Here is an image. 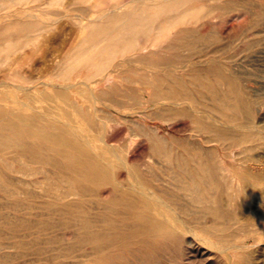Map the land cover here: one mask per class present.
<instances>
[{
  "label": "bare ground",
  "instance_id": "1",
  "mask_svg": "<svg viewBox=\"0 0 264 264\" xmlns=\"http://www.w3.org/2000/svg\"><path fill=\"white\" fill-rule=\"evenodd\" d=\"M263 1L0 0V11L12 5L17 7L21 2L32 3L29 11L25 9L23 14L12 11L0 13V21L5 20L0 22V74H4L0 77V190L10 196L29 193L26 188L32 184L38 188L41 197L51 199L48 202L50 206H62L64 213L69 215L65 222L68 234L62 237L59 252L47 257L48 264H121L118 261L125 259L128 252L139 259L138 264H149L150 259L152 263V258L161 257L157 256L159 250L154 245L161 242L167 243L166 249L188 242L185 243L188 245L186 252L202 256L209 254L213 257V250H218L219 254L225 252L231 264H234L235 257H240L242 264H250L251 259L256 261L257 258L264 261V230L258 227L257 222H250L254 210L262 212L261 221H264V150L257 157L258 165L242 163L236 170L226 167L224 159L214 150L198 155L177 150L175 146V149L169 148L173 143H166L158 126L148 122V119L166 120L164 114L173 116L171 111L185 116L188 107L180 109L165 103L161 106L160 103L171 100L175 105L193 101L195 91V96L199 93L204 96L206 104L203 107L211 113L212 123L201 124L202 121L193 118L196 116L189 117L191 109L186 116L200 122L195 128L207 133L204 140L223 147H243L252 144L245 136L246 131L244 134L239 132L241 130L234 133L236 130L232 132L229 128L241 123L245 126L246 122V125L255 126L253 104L244 98L243 101L240 97L238 99V93L236 95L230 90L234 85L227 87L231 83H226L227 89L221 87L222 76L215 82L201 75L200 78L196 75L187 79H170L162 78L158 73L142 74L136 78L126 74L133 67L163 69L166 66L167 70L178 59L171 56L174 59L171 60L163 52L183 50V58L185 51H196L201 44L195 46V43H202L209 35L208 30L199 31L196 26L192 29L187 25L208 26L213 19L227 13L238 22L245 11L261 8ZM58 6L66 10H58ZM46 15L57 17L46 22ZM64 17L67 24L62 22L58 26ZM179 34L182 37H178ZM216 35L219 36L218 33ZM197 62L193 64L196 67L200 65ZM25 63L28 64L26 70L23 68ZM32 71L36 74H31ZM84 72L86 77H83ZM6 76L13 82H9ZM104 83L106 86L101 87ZM125 83L138 87L135 96L125 95L133 99L131 108L135 110L119 112L120 117L115 120L110 115L112 112L109 114L104 109L105 103L101 104L103 108L94 110V113H101L94 119L92 111L77 101H70L72 92L83 97L81 99H112ZM148 101L160 106L152 109L147 105ZM9 103H12L10 107L13 105L11 108L6 107ZM107 115L113 119L112 123L115 121L113 125L116 123V129L113 128L109 134L104 133L109 128L108 125L106 127ZM76 119L85 122L86 127ZM243 119L246 121L244 124ZM258 124L255 131L248 129L261 140L264 139V124ZM121 126H126L124 131ZM88 131H94L96 135L91 137ZM139 138H145L149 145L148 160L143 164L140 163L143 154H129L128 150ZM254 138L257 145L264 148V141ZM6 153H13L15 157L7 158ZM28 163H41L42 166H27ZM6 170L17 174L14 176L19 178L17 187L14 186L17 183L9 179L10 183L2 180H6V176L11 178L4 173ZM38 173L42 175L36 176ZM27 177L37 179L28 182L24 180ZM19 183L24 187H19ZM102 188H108L106 198L102 197ZM222 194H226V198ZM94 198H97L96 202ZM88 200L95 204L92 214L87 213V205L84 208ZM11 208L18 209L17 205ZM239 208L243 211L240 210L242 216L238 214L240 220L235 213L231 214L234 211L228 213ZM189 210H194L195 216ZM188 211L194 217L190 216L192 220L187 217ZM227 220H232V223L242 220L239 223L243 226L229 232L232 223ZM227 224H230V229ZM243 234L245 237H241ZM188 235L190 239L186 237ZM207 259L203 260L206 262Z\"/></svg>",
  "mask_w": 264,
  "mask_h": 264
},
{
  "label": "rangeland",
  "instance_id": "2",
  "mask_svg": "<svg viewBox=\"0 0 264 264\" xmlns=\"http://www.w3.org/2000/svg\"><path fill=\"white\" fill-rule=\"evenodd\" d=\"M31 4H32L31 2H29V3L28 2L27 3L21 2L17 5V7H16V5L15 6L12 5L13 7L10 6L9 8L0 11V13H6L7 11H12L15 14H21V13L23 14L25 12V9L27 11H29V9H30L29 7L31 6ZM262 4H263L262 6L264 7V1ZM262 6H261V8H262ZM21 7L23 8L22 10H21ZM60 7H62V6H60ZM60 7L58 6L57 9L61 10V11L66 10V9H64V7L63 8H60ZM18 8H19V11H18ZM261 8L260 7H258V8L254 7V8H251V10L249 9V11H245L243 13V16H242L243 19L241 18L239 21L237 20L238 22H236V19L231 18V16L229 17L230 13H227V15L222 13L225 16L222 15L223 17H221V18H225V19H221V18H215V20L213 19V22H211V23L209 22V25H211L210 28H209V25L208 26L207 25L204 26V25H200V24L187 25L188 27H190L192 29H194V27L196 26L195 29L197 28L199 31L208 30L209 32H207V34H209V35L211 33H213L212 35H214V36L211 35V38L209 35L206 34L207 38L203 39L204 41L202 40L201 41L202 43H197V42L195 43V46L197 44H198L197 46H200V44H201V46L206 45L207 47L203 46V51H201L202 50L201 46L197 47L200 49H197L195 47L196 51L199 53H197L195 51V49L192 50L193 54L190 53L191 51L190 52L185 51L183 58H182L183 50L182 51L180 50L181 52L179 51L177 53L163 52L164 56L167 55L168 58H171V56H172V58L178 59V62H175L174 65L170 64L171 66L168 65L171 68L167 66L168 67L167 70H166V66H164L165 68H163V69H151L148 67L146 69L145 68H141V69L138 68L137 69V67H136V69H134L135 67H133L130 70V72H126V74L131 76V77L136 78L138 75H142V74L143 75L149 74V76H150L152 73H158L159 76H162V78L168 77L170 79H171V77L172 78L183 77L184 79H187L190 76H196V75H198V77L200 78V75H201L203 78H206V76H207V79H209V80L212 78L211 81L213 79H214L213 81H215V79L220 81V79L218 77L222 76L221 77L222 83H224L225 80L228 81V78H229L228 76L230 75L231 76L229 78L230 82L228 81V82H225L224 84L221 83L222 86L221 85L220 86L223 87L224 89H227V87H229V86L233 87L232 85H234V87L236 86L237 88L236 87L235 88L230 87L231 89L230 88L229 89L232 90L233 92H235L236 95L238 93V99L241 98V100H242V98H244V100L246 99L245 101L251 102L253 104V106L255 108V116H256L255 120H254L255 124H256L255 126H257L258 123L259 124L261 123V125L258 124V126H262V124H264V120H262V119H264L263 118L264 117V20H263L264 19V13H263L264 8H262V9ZM14 10L17 12H14ZM261 11H263V12H261ZM259 14H260V16L256 17ZM53 17H57V16L50 15L48 17V15H46V16H44V20L46 22L48 20L51 21ZM65 20H66L65 17L60 19V22H58L57 25L59 24L58 26H60L62 24H67L68 20H66V22H65ZM217 20H219L220 22ZM261 20H263V21H261ZM1 21H5V20L1 19ZM214 21L216 23H214ZM253 21H254V23H253ZM258 24H259V26H258ZM191 26H193V27H191ZM199 26L200 27L202 26L201 27L202 29ZM238 26H240L239 29H238ZM183 27H186V25L182 26L180 29H182ZM48 28H50V27L48 26ZM261 29H263V30H261ZM241 31H243V32H241ZM216 33H218L219 36H217ZM177 36L182 37V34H179ZM205 40H206V42H205ZM203 42H205V43H203ZM222 44H223V46H222ZM206 48L208 49V51ZM204 51H206V52H204ZM186 53H188L187 54L188 56H186ZM18 58H19V56H18ZM172 58H171V60H174ZM181 58L184 59L185 62H183V60ZM117 59L119 60L120 57L116 58V62L118 61ZM188 60H190L191 62ZM181 61L183 62V64ZM208 61H209V64H208ZM193 62H195V63H193ZM196 62H197V65H198V63L200 64L199 65L200 67L199 66L196 67V65H193V64H196ZM215 62H217V63H215ZM183 65H185V66L183 67ZM217 65H219V66H217ZM212 66H213V69H212ZM215 66H217V67H215ZM23 68L25 70L28 69V64L25 63L23 65ZM207 68H208V70H207ZM217 68H219V69L217 70ZM171 69H173V70H171ZM152 70H154V71L152 72ZM157 70H159L161 73ZM216 70L219 72L220 75L217 73ZM167 71H172V72H170L171 75L169 73H167ZM164 72L167 74H165ZM223 73H224V75L228 74L225 77V80H223L224 75H221ZM31 74H36V71H32ZM83 74H84L83 77H86V75H87L86 72H84ZM3 75L4 74L1 72L0 77H3ZM164 75H166V76H164ZM167 75H169V76H167ZM215 76H216V78H215ZM5 78H7V80L9 79L7 76ZM168 78H166V79H168ZM9 82H13V80L9 79ZM215 82H217V81H215ZM226 83L227 84L231 83V84H229L226 87V85H227ZM106 84L107 83L102 84L101 87H105ZM217 84L219 86L220 83H217ZM220 86H219V88H221ZM235 89H238V90L235 91ZM137 90H138V87L135 84H130V83H128V85H127V83H125L124 85L122 84L121 87L118 88V90L116 91V93H115L116 96H113V98H112V99H115L113 101V103H112L111 98H107V100H105V99L104 100H102V99H99V100H93L92 99L91 100L90 98H89L90 100H88V97H87V99L86 98L81 99L83 97H81L80 95L77 96L74 92H72V94L70 95V101H72V102L77 101L83 106V108L86 107L85 108L86 110H89L90 112L92 111L94 119L96 116H99V114H101L99 112L94 113V110L99 109V108H103V106L101 104L105 103L104 109L107 110L109 114L112 112L110 115L115 120L116 118L118 119L120 117L119 112L120 113L121 112H132L135 110V109L131 108L132 103H133V99L131 100V99L127 98V96H125V95L130 94V95L135 96L136 94H138ZM196 92L198 93V91H196ZM199 94H197L198 96H195L196 93L194 91V98L195 99L193 101L191 100V101H187L185 103L183 102L182 104H175L174 105V103H172L171 100H162V103H160V105L161 106H163L165 104H167L168 106L173 105L174 107H177L180 109L181 108L184 109L185 107H188V108H186V110L188 112L191 109V111L189 113V115H190L189 117H191L193 115V116H196V118L192 116L196 121L197 120L200 122L202 121L201 124H209V123L211 124L212 123V119L210 117L211 113H209L208 111H205V110H207V107H206V109L203 107V106H205L204 104H206V102H205L206 100L203 99L204 96L202 97V94H200V95ZM0 97H1V95H0ZM116 98H118V99H116ZM196 98H197V100H196ZM110 100H111V103H110ZM195 100L199 101L198 103H201V104H197ZM90 101H92V102L95 101V102L92 104V102L90 103ZM59 102L65 104L63 101L62 102L59 101ZM81 102L87 103V104L83 105ZM150 103H151V105H150ZM163 103H165V104H163ZM193 103H195V105H193ZM10 104H12V103H9V105H7L6 107L11 108L13 105H11V107H10ZM107 104H109V105H107ZM147 105L152 109H156L158 106H160L159 103L155 104V103L149 102V101L147 102ZM129 107L131 109H129ZM67 108L71 110L70 107H67ZM121 108H122V110H121ZM116 111H118V112H116ZM203 111H205L206 113ZM188 112H186V115L188 114ZM200 112H202V114L200 116L201 117L203 116V118H201L198 115V114H200ZM207 113H208V115H207ZM171 114H173V116L170 115V113L164 114L167 117L166 120L165 119H159V118H157L155 120L148 119V122H150L151 124H153L155 126H158V131H159V133H161V135L165 139L166 143H169V141H170V143H173L170 145L168 144L169 146L173 145L172 147H169V148L175 149V147H176L177 150H185V151L191 152L193 154H198V155H204V154H207V152L214 150L215 154L222 157V160L224 159L223 162H224L226 167L233 168L236 170H239V167L242 163L249 164V165H253V164L258 165L259 164V160H257V157L259 156V154H261L263 152L264 148L259 147L257 145V140H255L254 137H256V139H258V141H262V140L264 141V139L259 140L260 138H258L257 135H255V132H253V134H251L252 131L249 130L248 128L255 131V126L246 125L247 122L245 121V119L242 120V121H244L243 124L246 122L244 124L245 126L241 125L242 124L241 123V124H237L238 128L236 127L237 125H231L229 129H231L232 132L236 130V132H234V133H237L239 130H241V131H239L240 133L241 132L243 133L244 131L247 132L249 130V132H247V133L245 132V136L248 137V139L250 138L249 140L252 142L251 145L252 146L254 145L253 146L254 148L251 145H243V147L241 145H237V146L232 145L231 147H229V145H227V146L223 147L217 143L216 144L215 143H207L204 140L207 133H204L205 131L204 132L203 131L200 132L199 130L197 131L195 128L197 125H199L198 123H200V122L196 123V121H194V119L191 118L194 121L193 122L194 125H193L191 123L192 120L187 117L188 115L186 116L184 114L186 116L185 117V116H182V113H180L179 114L180 116H178L177 111L176 112L171 111ZM204 114H206V115H204ZM108 115H107L106 127L108 125L109 128H106V132H104L105 129L103 130V132L106 134H109L113 130V128H115V125H116V123L113 125V123L115 121L112 123L111 120H113V119H109L111 117ZM199 117H200V120H199ZM205 117H207L208 119ZM206 119L207 120L210 119V120L207 122ZM76 120H78V123L81 121L80 119H76ZM96 121L98 124L99 122H98L97 118H96ZM81 125L82 126L85 125V127H86V124L83 121H81ZM179 125H181V127H179ZM190 125H192V126H190ZM219 125H220V123H219ZM247 126H252V127H247ZM124 127H126V126H124ZM124 127L121 126V129L123 128V131H124ZM192 127H194L195 129ZM231 127H233V128H231ZM242 127H244V128L246 127L248 130L246 128L242 129ZM110 128H112V129H110ZM107 129L109 131H107ZM192 129H193V132H192ZM100 131L101 130H99L98 132L100 133ZM88 133L90 134L91 137L96 135V132L94 133V131H88ZM251 135H253V136H251ZM252 137H253V139H252ZM135 143L133 145H131L130 148L128 149L129 154H131L132 152L138 153V154H143V155H141L142 158L140 157V163L143 164L144 162H146L148 160V157H147V155L149 154L148 142L145 140V138L144 139L139 138V140L137 139L135 141ZM197 146H199V147H197ZM184 147H186V148H184ZM247 147H249V148H247ZM189 148L190 149L192 148L191 151ZM241 152L243 155L241 154ZM239 154H240L241 158L244 157L245 159L244 158L240 159V156H238ZM14 155L15 154H13V153H6L5 157L11 159V158L15 157ZM247 155H248V157H247ZM247 160H248V162L249 161L250 162L247 163L246 162ZM254 161H256V162H254ZM14 162L17 165L19 164L18 161H14ZM40 164L41 163H28L27 166L40 167V166H42ZM42 164H44V163H42ZM4 173L11 176V178H9L8 176L5 175L6 180H4V178H2L3 181H6V182L8 181L7 183H10V182L17 183V181L19 180V178L14 177L17 174L13 175L12 172H9V171L7 172V170L4 171ZM38 175L41 176L42 174L38 173L36 176H38ZM13 178H14V180H13ZM15 178H17V179H15ZM30 178L27 177L24 180L29 182L33 179H37V177H35V178L30 177ZM7 179H9L10 182ZM14 186L17 187L18 183H17V185L15 184ZM19 187H24V185L19 183ZM26 189L30 192L29 193L15 194L12 196L7 195L6 193H4L0 190V264H48V258L53 255L52 254L53 252H56V253H57V251L59 252V249H60L62 242H63L62 237L65 236V234L66 235L68 234V232H67L68 229L65 230V222L68 220L69 215L64 213L63 207L59 206V205L50 206L48 204V202L51 199L49 197L46 198V196L41 197L39 195L38 188L32 184L29 185ZM101 191H102V197L106 198L108 195V188H102ZM222 196H224V198H226V194H224V195L222 194ZM89 198H91V197H89ZM96 199L97 198H94L93 200H95V202H96ZM12 205H17L18 209H12L11 208ZM86 205H87V208H86ZM93 205H95V204L93 202H91V200L90 201L88 200L85 203L84 208L87 209L86 210L87 213L92 214L93 212H95L94 211L95 209H93V212H92V206ZM225 205H226V202H225ZM228 210H231V209H228ZM228 210H227V212H228ZM240 210L242 211V209L239 208L236 210L229 211L228 213H231L234 211L231 214L235 213L237 216V219L240 220L241 218L239 217V215L240 214L243 215V213H242L243 211L241 212ZM89 211H91V212H89ZM189 211L193 213V216H195V212H193L194 210H192V211L189 210ZM235 211H237V212H235ZM188 212H187V214L189 216L187 214L186 215L188 218H190V216H192V215H190L191 213L190 212L188 213ZM259 212H260V214H258ZM253 214H254V216H252V218L250 219V222H254V223L257 222L258 227H261V229L264 230V221H261L262 220L261 219L262 218V215H261L262 212L260 210L259 211L254 210ZM242 215H240V216H242ZM198 216H199V218L203 217L201 215H198ZM193 218H190V219L192 220ZM203 219H205V218H203ZM210 219L212 220L211 217H210ZM207 220H208V218H207ZM228 221L229 220H227V222ZM230 221L229 222L231 224L232 220H230ZM234 221H233V223H235ZM239 222H242V220ZM239 222L238 223L236 222L235 224L232 223L233 228H232V226L230 227V224L229 225L227 224L228 228L229 227L231 228V229L229 228L230 231L229 230L228 231L232 232V230H233V232H234L235 230L241 228L243 226L242 225L243 223H239ZM237 224H239V225H237ZM240 224H241V226H240ZM235 228H237V229H235ZM244 235L245 234L241 235V237H245ZM186 237L188 239H190L189 235ZM241 237L239 235L238 238L241 239ZM185 243L188 244V242H183L182 244H178L176 247L177 249L176 248L166 249L167 248V246L165 245V244H167L166 242H163V243L161 242V244L160 243H154L155 247L159 248V249L157 248V251L159 250L157 256H161V257L160 258L159 257L158 258L157 257L152 258V263L153 264H231L229 258L226 256L227 254L225 252H220V254H219L218 250H213V252H212L213 257H211V255H209V254L202 256L201 254H198L196 252H188V251L186 252L187 249L185 250V248L188 245H186ZM160 245L163 246L162 248L164 250L166 249L165 251L170 250V252L168 253V252H165L164 250H162V248H160ZM180 245L182 247L184 245V247L182 248ZM180 248L182 249V251H180L181 250ZM183 251H184V253H183ZM215 251H217V252H215ZM186 254L187 255L190 254V255L187 257ZM216 254L218 256H215ZM156 259H158V260H156ZM203 259H207L206 262ZM261 259L262 258L256 259V261L258 260L259 263H258V261L256 262L255 259H251L250 264H264L263 259L262 260ZM138 260H139L138 258L136 259L130 252H128L125 256V259H120V261H118V262L119 263L122 262L121 264H123L125 261L124 264H126V262L128 261L127 262L128 264H132V263L138 264L137 263ZM129 261H131V263ZM150 261H151V259L149 260V264H152ZM228 262H230V263H228ZM242 263H244V262L240 257L234 258V264H242Z\"/></svg>",
  "mask_w": 264,
  "mask_h": 264
}]
</instances>
